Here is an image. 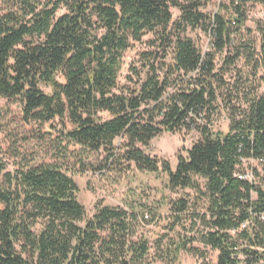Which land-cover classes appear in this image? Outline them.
I'll return each mask as SVG.
<instances>
[{"label": "trees", "instance_id": "trees-1", "mask_svg": "<svg viewBox=\"0 0 264 264\" xmlns=\"http://www.w3.org/2000/svg\"><path fill=\"white\" fill-rule=\"evenodd\" d=\"M213 1L0 0V98L26 122H58L83 151L102 152L100 171H163L176 195L161 199L169 223L152 243L136 224L160 220L155 206L99 201L88 216L71 167L8 170L0 151V264H178L183 252L202 264H264V24L247 25V4L264 0L206 11ZM148 34L122 82L126 52ZM222 112L228 127L214 131ZM184 130L201 137L175 167L147 152ZM248 170L252 180L238 176Z\"/></svg>", "mask_w": 264, "mask_h": 264}, {"label": "rangeland", "instance_id": "rangeland-1", "mask_svg": "<svg viewBox=\"0 0 264 264\" xmlns=\"http://www.w3.org/2000/svg\"><path fill=\"white\" fill-rule=\"evenodd\" d=\"M221 0H214L206 9L208 12H216ZM249 21L247 25L256 30L258 23L264 24V6L262 4H247ZM173 15L179 17L180 11L172 8ZM256 33V31H254ZM189 35L197 39L204 49H207L209 38L200 31L189 32ZM256 35H258L256 33ZM153 34L145 36L144 41L135 43L134 47L125 54V64L121 81L125 82V76L129 67L135 63L140 51L148 48L146 41L153 38ZM242 65V63H240ZM212 130H226L228 119L225 113L216 114L213 118ZM53 124V125H51ZM58 122L37 123L26 122L23 119L19 104L0 98V151L8 160V170L16 167L35 165L39 163L61 162L66 168H70L69 174L74 177L78 186V198L84 204L88 216L96 211V204L102 201L110 205H122L127 207L132 201H141L152 207H156L161 219L139 223L138 234H143L154 243L162 233L164 226L169 223V207L161 202L163 196L175 197L170 193L166 185L168 176L163 171L153 173L138 171L135 168L129 171H100L97 169L104 162L102 152H85L79 145L70 142L59 130ZM201 137L195 131L163 132L157 136L146 148L151 155L169 160L173 167L177 164L178 154H185L188 148ZM117 145L121 139L117 138ZM256 162H245L244 167H255ZM2 204L0 203V207ZM151 215V213H149ZM200 248L202 244L196 243ZM207 259L216 263L218 251L206 248ZM203 259L191 253H181L178 264H202ZM162 264V263H158Z\"/></svg>", "mask_w": 264, "mask_h": 264}, {"label": "built area", "instance_id": "built-area-1", "mask_svg": "<svg viewBox=\"0 0 264 264\" xmlns=\"http://www.w3.org/2000/svg\"><path fill=\"white\" fill-rule=\"evenodd\" d=\"M244 162H246V160ZM238 176L244 179H249V180L253 179V173L250 170H248L245 174H238ZM262 219L264 220V214H262ZM245 226L246 224L243 225V227Z\"/></svg>", "mask_w": 264, "mask_h": 264}]
</instances>
